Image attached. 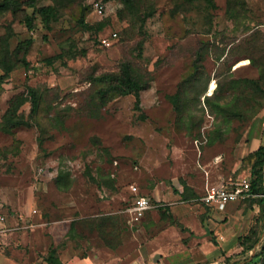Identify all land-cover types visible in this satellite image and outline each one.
I'll use <instances>...</instances> for the list:
<instances>
[{
	"label": "rangeland",
	"instance_id": "obj_1",
	"mask_svg": "<svg viewBox=\"0 0 264 264\" xmlns=\"http://www.w3.org/2000/svg\"><path fill=\"white\" fill-rule=\"evenodd\" d=\"M98 1L36 0L56 8L47 27L30 0H0V228L24 216L0 248L36 247L25 224L44 221L45 260L65 264H264L246 250L264 242L257 194L198 207L264 146V0ZM125 65L145 88L105 93ZM133 183L177 213L131 220Z\"/></svg>",
	"mask_w": 264,
	"mask_h": 264
},
{
	"label": "trees",
	"instance_id": "obj_2",
	"mask_svg": "<svg viewBox=\"0 0 264 264\" xmlns=\"http://www.w3.org/2000/svg\"><path fill=\"white\" fill-rule=\"evenodd\" d=\"M127 3L129 0H125ZM208 4V7H215V0H205ZM30 5L34 6L36 10L34 13H40L42 16V21L47 27H50V23L54 21L57 18V11L56 8L53 5H41L37 6L36 0H30ZM26 25L30 30H33L35 28L34 24V15L27 14L25 17ZM85 26H89V24H85ZM28 64V62H25ZM131 68L128 65H125L123 69V74H111L110 78L114 81H117V83H111L109 85L108 89H105V93L109 90H121L124 93L129 92H135L139 93L143 88H145L146 83L138 78L137 76H134V74L130 71ZM31 97H32V111L37 110L38 107V95L34 91V89H31ZM251 186L253 193L257 194L258 201L264 206V146L259 147V149L255 152V160L253 163V172H252V179H251ZM255 198V199H257ZM249 199H252L250 197ZM260 234V233H259ZM256 231L252 234H249L247 240L253 239V241L248 244L246 250H252L256 244L260 241L261 234L259 235ZM245 243H247L246 240H244ZM254 259H259L261 262L264 260V242L256 251ZM46 261L49 264H65L58 256L54 254V250L51 249L49 256L46 257ZM233 264H236V261L233 262Z\"/></svg>",
	"mask_w": 264,
	"mask_h": 264
},
{
	"label": "crops",
	"instance_id": "obj_3",
	"mask_svg": "<svg viewBox=\"0 0 264 264\" xmlns=\"http://www.w3.org/2000/svg\"><path fill=\"white\" fill-rule=\"evenodd\" d=\"M208 184H211V183H208ZM205 191H206V189H205ZM205 191H204V193H205ZM143 194H145V193H143ZM236 201H238V200L229 201V202L225 203L223 206H216V205L207 204V203H198V207H202L203 209L205 208V210H206V207H208L210 209H213L217 213H222L223 208H225L226 206H229L230 204H232L233 202H236ZM155 202H157L158 205L156 207L148 210L146 212V214L148 212H150L151 210L158 212L160 209L165 210L169 214H172L173 212L177 213V212H175L177 210L174 209L175 206L169 207V205H166L164 202L162 203L160 200H156ZM146 214L144 215V217L146 216ZM186 215H188V212L183 214L184 218H186ZM230 216L233 218V213H231ZM21 218L24 219V216L22 214H17V216H16V214H14V216L10 217L5 222L2 221L5 223L2 225H6L5 226L6 228L3 229V227L1 226L0 236H3L5 243L10 244V241H12L11 237L19 238L15 235L16 233H19V231H16V230L14 231V228H16L15 226H18L20 224ZM25 225H27V226L31 225V227L33 226L32 232L34 234L32 236H33V239L35 240L34 242L36 243V245H35L36 247L32 246V247H29L28 249L21 252V251L12 249L14 245L11 244L10 246H8L11 249V252H9V253L7 252L8 250L6 249V247H4V249L0 248V264H47V261L45 260L44 254H46V252L48 251V249L51 245V242H53L52 233L48 232L49 230H47L44 221L41 223H38V224L37 223H31V224H25ZM231 231L232 230H230V232H228L226 234L227 235L226 238L224 235H221V237L223 238V240H222L223 245L224 244L226 245L228 242L232 241V238H231L232 236H230ZM218 232H221V230H218ZM221 233H223V232H221ZM19 235L22 238L26 237L24 231H20ZM224 238H225V240H224ZM4 246H7V245H4Z\"/></svg>",
	"mask_w": 264,
	"mask_h": 264
},
{
	"label": "built area",
	"instance_id": "obj_4",
	"mask_svg": "<svg viewBox=\"0 0 264 264\" xmlns=\"http://www.w3.org/2000/svg\"><path fill=\"white\" fill-rule=\"evenodd\" d=\"M97 9H105V3L100 0L96 2ZM119 39L118 31H112L109 34L101 35L99 42L101 46L110 47ZM252 174L250 177L234 181L224 179L218 183H211L206 186L205 193L201 196L198 203H207L216 206H223L229 201L239 200L254 195L251 186ZM131 189L135 196L126 207V212L130 215L131 220H140L146 212L158 205L150 196L140 193L137 184H131ZM2 215H0V218ZM257 249V248H256ZM256 253V250H255Z\"/></svg>",
	"mask_w": 264,
	"mask_h": 264
},
{
	"label": "water",
	"instance_id": "obj_5",
	"mask_svg": "<svg viewBox=\"0 0 264 264\" xmlns=\"http://www.w3.org/2000/svg\"><path fill=\"white\" fill-rule=\"evenodd\" d=\"M264 237V236H263ZM259 243V242H258ZM258 243L256 244V246L252 249V254H251V258H253L254 254H255V250L258 246Z\"/></svg>",
	"mask_w": 264,
	"mask_h": 264
},
{
	"label": "bare ground",
	"instance_id": "obj_6",
	"mask_svg": "<svg viewBox=\"0 0 264 264\" xmlns=\"http://www.w3.org/2000/svg\"><path fill=\"white\" fill-rule=\"evenodd\" d=\"M214 88H215V83L212 82L211 85H210V92H212Z\"/></svg>",
	"mask_w": 264,
	"mask_h": 264
}]
</instances>
